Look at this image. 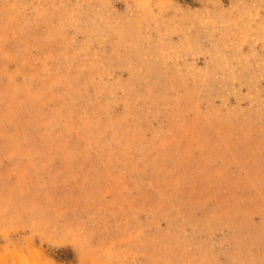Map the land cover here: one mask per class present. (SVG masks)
Instances as JSON below:
<instances>
[{
	"label": "rangeland",
	"instance_id": "obj_1",
	"mask_svg": "<svg viewBox=\"0 0 264 264\" xmlns=\"http://www.w3.org/2000/svg\"><path fill=\"white\" fill-rule=\"evenodd\" d=\"M0 264H264V0H0Z\"/></svg>",
	"mask_w": 264,
	"mask_h": 264
}]
</instances>
